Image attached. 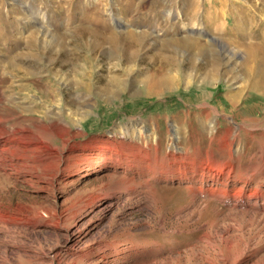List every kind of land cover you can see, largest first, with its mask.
Instances as JSON below:
<instances>
[{
  "label": "rangeland",
  "instance_id": "obj_1",
  "mask_svg": "<svg viewBox=\"0 0 264 264\" xmlns=\"http://www.w3.org/2000/svg\"><path fill=\"white\" fill-rule=\"evenodd\" d=\"M14 1L20 17L0 0V30L20 36L0 43L18 68L0 77V126L36 145L0 149V264H264V90L259 57L237 49L260 43L264 0ZM197 20L210 36L184 30ZM210 37L236 56L211 68L160 48L218 51Z\"/></svg>",
  "mask_w": 264,
  "mask_h": 264
},
{
  "label": "bare ground",
  "instance_id": "obj_2",
  "mask_svg": "<svg viewBox=\"0 0 264 264\" xmlns=\"http://www.w3.org/2000/svg\"><path fill=\"white\" fill-rule=\"evenodd\" d=\"M10 1H11L10 2L11 4L9 3V5L11 6V11H12V13H16L17 10L15 9V6L13 4V2H15V1L14 0H10ZM209 3H210V1H209ZM20 5L22 6L21 7L23 9L22 11H24L25 10L24 4L20 2ZM124 5L131 7V2L125 1L124 2ZM11 11H8L7 13L10 15L11 14ZM231 11H233V10H231ZM25 12H23V13H24V15L26 14L25 15L26 18H25V16H22V18H19V19H23V18L26 19V20L24 19L26 21V24H27L26 27H29L28 24L29 25H35V26H37V29H35V28H32L31 29V30H34L35 33L44 34L45 32H47V28H46L47 18H46V15H45L44 12H37V14L31 13V10H30V13H28L27 10H25ZM217 12H218V10H217ZM248 12H250V10ZM209 14L210 13H206V15H207L206 17H208ZM212 15H213V13H212ZM14 16H15V14H14ZM166 16L167 17H172L173 19H179L182 16V13L180 11H176L174 13L173 12H168L166 14ZM250 16H248V17H250ZM112 19H113L112 21L115 24L117 23L118 26H120L122 28H125L126 27L125 25L120 24V22H118L117 20H115L114 17H112ZM250 19L249 18H244L243 20L241 19L239 22H237L236 24L239 27L238 29H240V28H243L244 29L246 27L247 28L252 27L255 24L256 21L254 20L255 21L254 22L253 20H250ZM197 21L198 22H196V23L193 21L194 23H192V24L190 22V25L184 23L183 24L184 30L186 29L189 34H197L198 36H207V35L210 36V34L204 30V27H203L204 24L200 20H197ZM211 21L212 22H210V23L207 22V23L210 26L214 27V25H216V24H214V21L213 20H211ZM9 28H10L9 26L3 28L4 30L1 28L2 30H0V43H3L1 40H3V39L6 40L7 38H9L10 40L14 41L15 44L19 43L20 36L15 31L17 29L12 28V29H14V31L13 30L10 31ZM25 28H23V29L25 30ZM103 29H106V28H103ZM220 31H221L220 29L219 30H217V29L215 30V32H217L218 35H222V33ZM29 32L30 33L32 32V34H30L31 38H30L29 41L26 42L25 45H26L27 49L31 50L34 47V43H33V31H29ZM132 33L131 32H125L124 33L125 38L128 39V40H130L132 43L134 41L135 42H140L142 40V35H133L134 33L133 34ZM99 35H96V36H99ZM44 36H46V34ZM219 37H221V36H219ZM105 40L108 43H110V44L112 43L113 44L115 42V40H116V36L109 35V33H108V36L106 37ZM163 40L164 41H162L161 44H160L161 50H163V49L166 48V49L171 50V51H174V52H176L178 54H187V56L189 57V59L192 60V61H194L196 59H201V60L203 59L204 61H206V62H208L210 64V67L211 68H213V66H215V65L218 64L219 59L221 57L223 59L229 60L228 57L232 58V57L236 56V53H234L232 49H227V46H225L223 43H221L220 40L218 39V37L211 38L210 39V43L208 42L209 48L215 47L216 49L218 48V51H214V50L208 49L206 47H198L197 44H194L193 42H191L187 38L181 39L179 41H175L174 39H170V38H166V39H163ZM239 40L241 41L242 39H239ZM259 44H258V46L252 48L251 46L245 47V44H243L242 42H239L237 49L242 50V51L245 52V59H244L245 61L250 62L251 61V58H253V56H255V55H257L259 57V60H257V62L260 63V67H259L260 69L258 71L260 72V78H261L260 80L261 81L252 82L251 83V88H253V89H257L258 88V89L264 90V33H263V35L260 38V43ZM2 47H4V46H2ZM254 51H256V53H254ZM252 62L253 63L254 62L256 63V61H254V60H252ZM9 66L12 67V68H14V69L17 68V67H15V64L12 61V59L9 56H6V59H4V61H0V77L3 75V73L6 70V68L7 67L9 68ZM0 80H2V79H0ZM2 82H4V81H2ZM76 97H78V95H76ZM71 103H72V101H71ZM175 134L176 133L174 131V136H173V139L174 140H176ZM33 135L30 132L26 131V130L17 129L16 127L15 128H12L11 127V129H9V128L3 127V126L1 127L0 126V149H1L2 146H5V148H3L2 151L9 150V151L12 152V156H15L16 159H19V157H21L22 159H24V158L28 157V155L30 156V154H28V152H32L35 149V145L36 144H35V138H34ZM257 197L258 196L255 195L253 198H257ZM1 218L2 217H0V220H1Z\"/></svg>",
  "mask_w": 264,
  "mask_h": 264
},
{
  "label": "crops",
  "instance_id": "obj_3",
  "mask_svg": "<svg viewBox=\"0 0 264 264\" xmlns=\"http://www.w3.org/2000/svg\"><path fill=\"white\" fill-rule=\"evenodd\" d=\"M253 27V26H252ZM252 27H249L248 29L250 30L249 32H248V35L249 34H251V32H252V30L251 29H253ZM241 29V28H240ZM242 30V29H241ZM226 31V30H225ZM233 32V33H232ZM235 31H229V32H227L228 33V36L230 35V36H233V35H235V33H234ZM242 33H243V31H241L240 33H239V35H237V37H241V39H242V37H244V36H242ZM233 34V35H232ZM242 41H243V39H242Z\"/></svg>",
  "mask_w": 264,
  "mask_h": 264
}]
</instances>
